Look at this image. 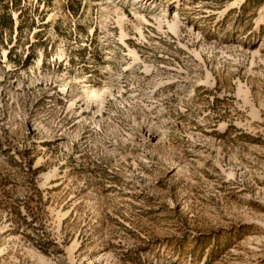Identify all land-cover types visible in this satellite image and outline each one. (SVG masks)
Returning <instances> with one entry per match:
<instances>
[{
	"label": "rangeland",
	"instance_id": "obj_1",
	"mask_svg": "<svg viewBox=\"0 0 264 264\" xmlns=\"http://www.w3.org/2000/svg\"><path fill=\"white\" fill-rule=\"evenodd\" d=\"M0 264H264V0H0Z\"/></svg>",
	"mask_w": 264,
	"mask_h": 264
}]
</instances>
